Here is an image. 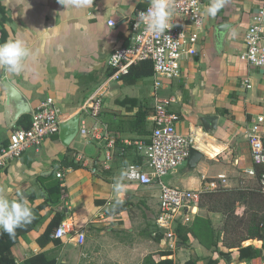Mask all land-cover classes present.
Masks as SVG:
<instances>
[{
	"label": "crops",
	"instance_id": "0c3cea01",
	"mask_svg": "<svg viewBox=\"0 0 264 264\" xmlns=\"http://www.w3.org/2000/svg\"><path fill=\"white\" fill-rule=\"evenodd\" d=\"M202 1L205 10L210 0ZM0 2L7 12L8 40L21 38L33 52L20 75L0 68V148L9 143L15 130L25 129L18 125L23 117L29 116L31 122V114L14 121V108L7 102L6 82L23 95L31 112L45 100L53 99L65 121L80 113L81 107L98 92L103 98L101 130L114 141L113 148H108L105 138L96 140L89 135H78L67 148L58 134L0 172V195L9 200L23 198L32 210L47 201L45 184L50 181L44 178L54 171L67 189L62 202L54 205L48 202L37 213L36 228L21 237L13 248L17 263L23 264L27 258L45 253L58 264H124L130 256L154 249L156 244L152 239L140 238L139 233L128 227L131 220L128 212L132 204L151 210L159 208L160 189L129 182L126 170L130 165L143 164V151L139 147L150 144L154 113L146 118L144 133L137 132L133 125L138 113L154 111L158 100H173L170 110L179 117L177 130L181 134L192 131L197 134V151L204 156L195 169L191 170L188 162L169 174L165 178L168 185L194 191L207 183H215L217 190L253 187L255 177L246 174L253 165L247 133L260 117L264 118V68L252 70L242 54L247 32L261 8L258 0H225L214 18L206 15L199 55L182 61L180 78L163 79L159 89L153 76L135 82L128 77L115 79L108 66L112 53L127 45L130 23L137 11L145 8L144 0H93L91 7L82 10H66L58 0ZM111 20L115 26L109 25ZM225 24L231 25L226 35L217 30ZM215 117H218L217 129L206 131L202 119L209 121ZM80 125L90 129L94 121L81 117ZM261 133L264 135V122ZM108 153L111 160L106 164L107 169L103 166L93 173L96 166L106 161ZM66 157L81 168H56L55 163ZM45 173L50 174L43 176ZM59 173L63 178L58 177ZM117 184L120 191L115 188ZM124 204L126 211L107 214L108 210ZM57 212L64 214L61 224L72 222L77 230L84 231V245L71 242L70 237L59 244L51 242L44 247L38 244V238ZM209 212L208 219L224 222L223 213ZM164 245H159L164 248L158 255L160 261L169 258L177 264V244L172 243L174 250L165 249ZM255 246L259 248V244ZM184 250L182 247L180 251ZM168 251L173 255L163 257ZM186 256L181 264L195 259L190 253ZM235 258L238 264L261 261L259 258L240 262L237 250Z\"/></svg>",
	"mask_w": 264,
	"mask_h": 264
},
{
	"label": "built area",
	"instance_id": "2783aa9c",
	"mask_svg": "<svg viewBox=\"0 0 264 264\" xmlns=\"http://www.w3.org/2000/svg\"><path fill=\"white\" fill-rule=\"evenodd\" d=\"M261 8L254 18L253 24L246 35V48L242 59L252 70L264 68V0H258ZM145 8L139 9L130 23L129 39L127 45L116 49L109 58L108 66L113 71L112 77L119 79L129 75L131 69L143 62H151L155 87H162L163 79L174 80L180 78L182 61L199 55V43L205 30L206 14L202 0H170L173 16L170 21V30L166 33L172 38V43L164 39L161 34L144 31L142 24L137 27L139 13L145 12L149 7V0H144ZM115 26V21L109 22ZM119 55V56H116ZM115 56V57H114ZM251 85L248 84L247 88ZM173 100H158L154 108V130L150 144L141 146L143 151V164L130 165L126 170V179L132 183L143 186H157L160 189V202L158 213V227L164 230L166 237L176 244L177 228L187 225L195 218L200 208L204 193L216 191L215 183H207L201 190H187L168 185L165 178L173 171L184 167L190 159L191 150L199 149L197 134H181L177 130L179 117L170 110ZM103 98L96 92L81 107V117H90L94 125L88 129L80 125L79 135H89L92 139L107 140L108 148H113L114 141L108 139V134L101 130V112ZM64 117L61 109L53 99L42 102L31 113V126L29 129H17L5 147L0 148V172L7 169L12 162L21 158L27 151L40 147L45 140L56 136L60 132V125ZM264 118L249 129L247 138L250 142L252 167L246 170L251 177L257 176L256 167L264 165V135L261 125ZM111 155L106 154V161L93 169H107V162ZM102 166V167H101ZM59 173L58 177L63 178ZM259 188L264 193V173L259 179ZM55 240L70 237L71 242L84 245L85 233L77 230L72 222L62 223L52 233ZM20 264V263H16Z\"/></svg>",
	"mask_w": 264,
	"mask_h": 264
},
{
	"label": "trees",
	"instance_id": "16d2710c",
	"mask_svg": "<svg viewBox=\"0 0 264 264\" xmlns=\"http://www.w3.org/2000/svg\"><path fill=\"white\" fill-rule=\"evenodd\" d=\"M8 22L7 12L5 7L0 2V43H4L9 39V33L6 29V24ZM153 66L151 62H143L133 67L129 75L122 78L126 79L132 78L131 81L135 82L144 78L153 76ZM113 74V72L111 73ZM154 113L153 110H144L143 112L138 113L136 117V123L133 125L135 130L139 133H144L146 130V118L151 116ZM30 117L25 116L19 122L18 125L29 129L31 122L29 121ZM146 132V131H145ZM56 168H72L78 170L81 168L79 163L71 160L69 157H66L60 163H55ZM257 176L256 182L259 183L260 176L264 173V165H259L256 167ZM42 179V178H41ZM50 181V184H45V189L48 193V199L42 205L33 209L34 218L33 220L16 230L15 234L10 236L7 233H4L0 230V264H16V257L13 253V248L19 243L21 237L32 232L37 224L38 218L37 213L47 207L48 202L51 205L59 204L62 202L66 195L67 189L63 187L62 180L56 177V172H53L48 178H44ZM42 179L43 181H45ZM264 193L261 192L259 185L257 188H241L236 190H216L209 193H204L201 199L204 201L208 197L207 208L209 211H216L223 213L224 215V230L225 234L228 235L229 231L234 236H237L234 239V242L227 245L229 249H235L238 251V259L240 262H251L252 260L259 259L263 257L264 254V244L262 248H258L255 245H245L244 243L251 240H257L264 243V206L257 207V199L261 198ZM210 205L212 207H210ZM201 207V204H200ZM241 207H245L243 212L238 210ZM127 210V205H120L118 207L108 210L107 214L116 215L123 211ZM64 219V214L62 212H57L52 221L50 222L45 233L42 234L37 242L41 247L46 246L47 244L53 242L59 244L62 241L53 240L51 235L53 231L61 224ZM182 247L183 245H178ZM173 255V252H164L163 257H170ZM190 262V261H189ZM23 264H58L55 258H49L45 253H39L33 255L26 260ZM152 264H174L172 259H164L159 262H153ZM190 264V263H189ZM208 264H216L214 261H210Z\"/></svg>",
	"mask_w": 264,
	"mask_h": 264
},
{
	"label": "rangeland",
	"instance_id": "374dc122",
	"mask_svg": "<svg viewBox=\"0 0 264 264\" xmlns=\"http://www.w3.org/2000/svg\"><path fill=\"white\" fill-rule=\"evenodd\" d=\"M79 140L80 137L77 141ZM252 186L257 188V182L254 181ZM208 199L209 198L206 197V200H202L199 213L195 216L192 222H189L187 225H180L177 228L176 232L178 240L176 242L177 246L175 247L177 264H181L184 259L188 257L186 255L189 253L195 257V259H190V264H208L210 261H213V258L217 259V261L214 262L218 264H238V260L235 258L236 250L227 247V245L234 242V239L237 236L232 235L231 231H229L228 235L225 234L224 222L221 223L219 220L208 219L210 218V212L207 208V204L211 203L208 202ZM255 206H264V195L257 199V205ZM210 207L212 206L210 205ZM129 210V218L133 221L130 220L128 227L132 228L136 233H139L140 238L152 239L156 245L153 250H150V252H146V250L138 256H130L126 259L128 263L124 264H152L155 261H160L158 255H161L164 248L161 249L159 245L165 243V249L172 250L173 241L171 243V241H169L170 239H168L165 233L158 227L157 219L159 208L151 210L150 208L143 207L139 204H132ZM244 210L245 207H241L239 212H243ZM189 242H191L190 245H188ZM246 243H250L248 245L259 244V248H262L264 244L257 240L247 241L244 244ZM180 244L183 245L182 247H184V251H180L182 249V247H178ZM187 249H189V251H186ZM230 256L232 259L228 263L226 257ZM123 258L124 255L122 256V260ZM260 259L261 261L256 264H264V254ZM130 261H132V263H130Z\"/></svg>",
	"mask_w": 264,
	"mask_h": 264
},
{
	"label": "clouds",
	"instance_id": "9594fccd",
	"mask_svg": "<svg viewBox=\"0 0 264 264\" xmlns=\"http://www.w3.org/2000/svg\"><path fill=\"white\" fill-rule=\"evenodd\" d=\"M67 10L87 9L92 6L93 0H58ZM225 0H210L203 14L214 18L224 7ZM173 16V8L170 0H149V7L145 12L139 13L137 27L144 26V31L153 34H161L171 45L172 38L166 33L170 30V21ZM33 56V52L27 43L21 38L10 39L0 43V68L6 72L20 75L26 69L27 61ZM119 56V55H116ZM115 57V56H114ZM117 191L121 190L119 184L115 185ZM34 218L32 209L23 198L9 200L0 195V230L12 236L16 230L29 224Z\"/></svg>",
	"mask_w": 264,
	"mask_h": 264
},
{
	"label": "water",
	"instance_id": "95a60500",
	"mask_svg": "<svg viewBox=\"0 0 264 264\" xmlns=\"http://www.w3.org/2000/svg\"><path fill=\"white\" fill-rule=\"evenodd\" d=\"M231 25L225 24L219 27L217 30L219 33L224 35L227 34L228 29ZM7 91V102L8 105L14 108V121H18V119L25 115H30L31 108L27 101L24 99L23 95L9 82H6L5 85ZM81 113L76 114L70 119L64 121L60 125L59 138L61 143L65 147H69L75 139L78 137L80 132V121H81ZM217 121L218 117H215L213 120L202 119L203 127L206 131L216 130L217 129ZM203 154L195 149L191 150V155L189 159V167L191 170L195 169L199 162L203 159ZM50 173H45L43 176H48ZM232 257H226V261L229 263Z\"/></svg>",
	"mask_w": 264,
	"mask_h": 264
}]
</instances>
